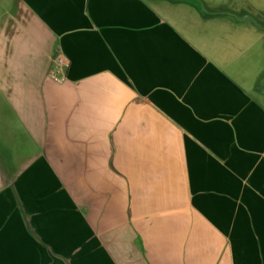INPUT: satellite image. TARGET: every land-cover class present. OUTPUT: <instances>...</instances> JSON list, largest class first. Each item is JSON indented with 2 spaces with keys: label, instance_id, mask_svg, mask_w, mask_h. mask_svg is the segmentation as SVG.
Listing matches in <instances>:
<instances>
[{
  "label": "crops",
  "instance_id": "0c3cea01",
  "mask_svg": "<svg viewBox=\"0 0 264 264\" xmlns=\"http://www.w3.org/2000/svg\"><path fill=\"white\" fill-rule=\"evenodd\" d=\"M33 172L107 264H237L264 241V0H0V199Z\"/></svg>",
  "mask_w": 264,
  "mask_h": 264
},
{
  "label": "rangeland",
  "instance_id": "374dc122",
  "mask_svg": "<svg viewBox=\"0 0 264 264\" xmlns=\"http://www.w3.org/2000/svg\"><path fill=\"white\" fill-rule=\"evenodd\" d=\"M60 180L35 172L12 179V194L0 199V264H107L85 219L81 195L68 178ZM91 213L93 219L99 216ZM110 216L115 221V213ZM250 230L251 241L235 240L237 264H264L258 221Z\"/></svg>",
  "mask_w": 264,
  "mask_h": 264
},
{
  "label": "built area",
  "instance_id": "2783aa9c",
  "mask_svg": "<svg viewBox=\"0 0 264 264\" xmlns=\"http://www.w3.org/2000/svg\"><path fill=\"white\" fill-rule=\"evenodd\" d=\"M53 69L49 71V78L55 83H62L64 78L57 76L56 69L66 68L68 66V62L66 58L62 55H56L53 60Z\"/></svg>",
  "mask_w": 264,
  "mask_h": 264
}]
</instances>
